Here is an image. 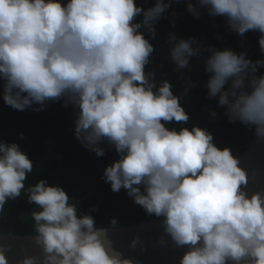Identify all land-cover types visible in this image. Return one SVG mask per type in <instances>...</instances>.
<instances>
[{
	"label": "clouds",
	"instance_id": "obj_1",
	"mask_svg": "<svg viewBox=\"0 0 264 264\" xmlns=\"http://www.w3.org/2000/svg\"><path fill=\"white\" fill-rule=\"evenodd\" d=\"M170 6L171 0L147 9L137 0H0L3 100L19 111L61 99L71 105L76 138L97 156L105 154L104 142L118 153L103 173L111 190L125 189L147 214L164 218L177 247L187 246L180 264H264V192L248 195L247 171L209 129L167 126L188 122L189 113L169 80L157 85L145 70L156 23ZM205 8L238 35L259 32L264 53V0L187 5L197 19ZM169 42L177 70L202 52L194 37L170 34ZM207 51L208 97H218L230 122L254 127L264 140V75L256 74L264 60L231 48ZM33 167L18 143L0 141V210L21 196ZM26 193L39 209L31 215L44 256H24L19 264H137L112 246L94 216L78 214L62 186L40 179ZM140 243L137 236L130 246ZM0 264H9L2 249Z\"/></svg>",
	"mask_w": 264,
	"mask_h": 264
},
{
	"label": "trees",
	"instance_id": "obj_2",
	"mask_svg": "<svg viewBox=\"0 0 264 264\" xmlns=\"http://www.w3.org/2000/svg\"><path fill=\"white\" fill-rule=\"evenodd\" d=\"M189 2L196 3V0H171V6L156 23L155 38L151 40L155 51L145 70L155 73L157 85L163 79L169 80L173 92L181 96V103L189 113L188 122H172L167 124L169 128L179 130L194 125L207 128L214 135V143L221 148L230 147L236 156L255 138V130L239 121L230 122L218 97H208L207 49L210 46L221 50L231 48L237 53L245 52L253 61L264 60L258 42L260 33L250 30L243 36L238 35L229 29L225 17L210 16L206 8L201 9L202 14L197 19L187 10ZM137 3L147 9L155 4V0H137ZM137 19H142V15ZM170 34H175L178 39L194 37L201 44V54L192 57L187 68L176 69L171 58ZM256 74L264 75V67H259ZM190 82L193 86L185 93ZM3 83L0 79V141L18 143L34 167L21 196L9 199L0 210V233L38 234L31 213L39 209L28 202L26 188L40 179H46L50 185L62 186L70 196L69 202L77 205L78 214L94 216L98 228L160 218L147 214L125 189L111 190L103 173L119 158L118 153L104 142L105 154L97 156L76 138V110L71 105L64 107L61 99L46 102L40 111L34 110L41 107L39 104L23 111L15 110L3 100ZM213 110L217 113L215 118L211 115ZM113 219L117 221L115 225L111 223Z\"/></svg>",
	"mask_w": 264,
	"mask_h": 264
},
{
	"label": "water",
	"instance_id": "obj_3",
	"mask_svg": "<svg viewBox=\"0 0 264 264\" xmlns=\"http://www.w3.org/2000/svg\"><path fill=\"white\" fill-rule=\"evenodd\" d=\"M236 157L249 176L248 184L242 185L248 195L264 192V140L255 136L245 151ZM163 219L160 217L133 225L100 228L106 231L107 240L111 241L116 250L125 257L133 258L137 264H180V259L188 248L175 245L164 231ZM37 235L17 234L13 231L0 233V249L8 257L9 264H19L24 256L30 255L42 260L44 252L42 246L36 242ZM137 236L141 243L133 248L130 245ZM162 237L164 244L160 243Z\"/></svg>",
	"mask_w": 264,
	"mask_h": 264
}]
</instances>
